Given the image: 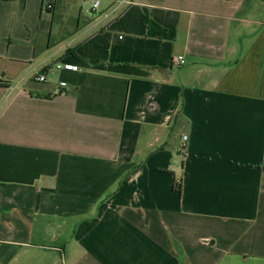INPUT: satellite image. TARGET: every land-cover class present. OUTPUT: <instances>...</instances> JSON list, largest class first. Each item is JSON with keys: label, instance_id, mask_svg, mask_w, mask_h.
Segmentation results:
<instances>
[{"label": "crops", "instance_id": "crops-1", "mask_svg": "<svg viewBox=\"0 0 264 264\" xmlns=\"http://www.w3.org/2000/svg\"><path fill=\"white\" fill-rule=\"evenodd\" d=\"M0 264H264V0H0Z\"/></svg>", "mask_w": 264, "mask_h": 264}, {"label": "built area", "instance_id": "built-area-1", "mask_svg": "<svg viewBox=\"0 0 264 264\" xmlns=\"http://www.w3.org/2000/svg\"><path fill=\"white\" fill-rule=\"evenodd\" d=\"M98 1H95V3H94V8H96L97 7V5H98ZM185 64V61H184V59H183V57H174L173 59H172V65H174L175 67H181V66H183ZM56 69H64V70H72V71H76L77 70V67H75V66H72V65H68V64H58V65H56ZM36 80L38 81V82H44L45 81V76H43V75H39L37 78H36ZM60 87L61 88H64V87H66V84L65 83H63V82H61L60 83ZM186 138L184 137V140H185Z\"/></svg>", "mask_w": 264, "mask_h": 264}, {"label": "trees", "instance_id": "trees-1", "mask_svg": "<svg viewBox=\"0 0 264 264\" xmlns=\"http://www.w3.org/2000/svg\"><path fill=\"white\" fill-rule=\"evenodd\" d=\"M3 1H10V0H3ZM172 188L174 189L175 192L181 194V181L178 183L174 181Z\"/></svg>", "mask_w": 264, "mask_h": 264}, {"label": "rangeland", "instance_id": "rangeland-1", "mask_svg": "<svg viewBox=\"0 0 264 264\" xmlns=\"http://www.w3.org/2000/svg\"><path fill=\"white\" fill-rule=\"evenodd\" d=\"M47 80H48V81H47L48 84H50L52 87H54V80H53V78H52V77H48ZM52 84H53V85H52ZM44 87L47 88V87H48L47 84H44Z\"/></svg>", "mask_w": 264, "mask_h": 264}]
</instances>
